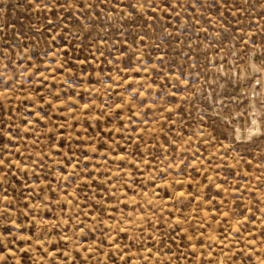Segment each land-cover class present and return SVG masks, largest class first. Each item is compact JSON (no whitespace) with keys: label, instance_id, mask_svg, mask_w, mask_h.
<instances>
[{"label":"rangeland","instance_id":"rangeland-1","mask_svg":"<svg viewBox=\"0 0 264 264\" xmlns=\"http://www.w3.org/2000/svg\"><path fill=\"white\" fill-rule=\"evenodd\" d=\"M0 264H264V0H0Z\"/></svg>","mask_w":264,"mask_h":264}]
</instances>
